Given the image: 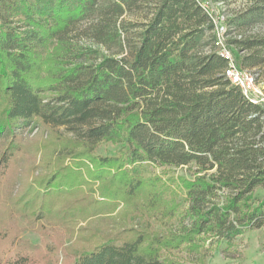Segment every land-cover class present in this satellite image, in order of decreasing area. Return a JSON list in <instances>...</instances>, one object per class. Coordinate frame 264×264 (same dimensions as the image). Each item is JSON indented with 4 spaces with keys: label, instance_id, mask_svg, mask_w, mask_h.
Listing matches in <instances>:
<instances>
[{
    "label": "trees",
    "instance_id": "obj_1",
    "mask_svg": "<svg viewBox=\"0 0 264 264\" xmlns=\"http://www.w3.org/2000/svg\"><path fill=\"white\" fill-rule=\"evenodd\" d=\"M248 15H264V0ZM214 38L198 0H0V264H53L57 250L65 264H181L163 253L264 229V103L224 77ZM31 123L47 137L25 143ZM102 142L120 149L98 155ZM144 164L195 166L179 180V230L82 226L142 199L141 213L166 205L171 187L137 175ZM20 219L42 244L21 238Z\"/></svg>",
    "mask_w": 264,
    "mask_h": 264
},
{
    "label": "rangeland",
    "instance_id": "obj_2",
    "mask_svg": "<svg viewBox=\"0 0 264 264\" xmlns=\"http://www.w3.org/2000/svg\"><path fill=\"white\" fill-rule=\"evenodd\" d=\"M210 5V12L218 25L219 32L225 33L223 36L224 45L228 53L241 67L243 59H256L261 62L254 67H243L253 70L257 75L258 92H264V46L257 45L252 49H244L242 43L264 41V15L255 19L248 15V10L255 0H207ZM224 1L223 6H218V2ZM214 24V23H213ZM215 34V33H214ZM216 35V34H215ZM216 37V36H215ZM215 39V38H214ZM264 95V93H263ZM65 137L72 138L65 128L56 129ZM47 127L31 123L26 125L18 133L23 137L25 143L44 139L48 134ZM6 143V138H0V153ZM120 149L119 145L109 142H102L98 145L96 153L101 156H111ZM195 166L188 167H161L153 164H144L135 169V173L144 178H160L163 183L171 187V191H166L167 204L156 210H147V215L142 209H148L145 200L136 202L129 208L128 216L100 215L92 218L82 226L99 232H111L125 225H147L160 232L176 231L182 226V214L185 213L188 202L186 192L180 186L179 180L193 179ZM264 191L258 189L257 197H262ZM176 210L169 214L170 207ZM124 211V209H122ZM187 223V221H186ZM20 227L24 228L21 238L34 244H42L41 235L31 231L24 219L19 221ZM47 231L51 236L53 244H61L66 247L70 241L68 235L61 229H52L47 226ZM170 257L178 260L181 264H264V229L256 231H246L237 238L233 244L229 245L225 241L217 244L206 243L200 252H192L184 246L179 250L164 252L163 258ZM66 259L62 257L60 250L55 252L53 264H65ZM40 264H48L45 259Z\"/></svg>",
    "mask_w": 264,
    "mask_h": 264
},
{
    "label": "built area",
    "instance_id": "obj_3",
    "mask_svg": "<svg viewBox=\"0 0 264 264\" xmlns=\"http://www.w3.org/2000/svg\"><path fill=\"white\" fill-rule=\"evenodd\" d=\"M204 11L208 14L212 23H214V33L216 34L214 40V46L218 55L228 61V66L224 71V77L233 85L239 88L243 94L254 104L264 103L263 93L258 92L256 77L257 75L253 70L243 69L236 64L235 60L230 56L227 47L223 43V36L225 33H220L218 25L214 20V16L210 12V3L207 0H198ZM224 1L218 2V6H223Z\"/></svg>",
    "mask_w": 264,
    "mask_h": 264
}]
</instances>
